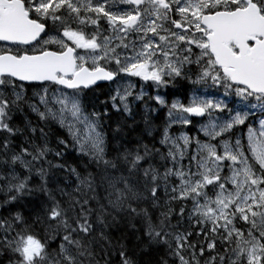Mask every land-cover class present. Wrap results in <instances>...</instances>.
Returning a JSON list of instances; mask_svg holds the SVG:
<instances>
[{
  "label": "snow or ice",
  "instance_id": "obj_1",
  "mask_svg": "<svg viewBox=\"0 0 264 264\" xmlns=\"http://www.w3.org/2000/svg\"><path fill=\"white\" fill-rule=\"evenodd\" d=\"M0 264H264V0H0Z\"/></svg>",
  "mask_w": 264,
  "mask_h": 264
},
{
  "label": "trees",
  "instance_id": "obj_2",
  "mask_svg": "<svg viewBox=\"0 0 264 264\" xmlns=\"http://www.w3.org/2000/svg\"><path fill=\"white\" fill-rule=\"evenodd\" d=\"M173 97L169 96L168 99L169 101H171ZM166 113H167V109H162L159 112H156L154 114V116L156 117V123L159 124L161 120L166 118ZM113 127H115V125L113 124ZM184 131H188L190 135H194L195 134V129H184ZM178 133V132H177Z\"/></svg>",
  "mask_w": 264,
  "mask_h": 264
},
{
  "label": "flooded vegetation",
  "instance_id": "obj_3",
  "mask_svg": "<svg viewBox=\"0 0 264 264\" xmlns=\"http://www.w3.org/2000/svg\"><path fill=\"white\" fill-rule=\"evenodd\" d=\"M155 114V113H154Z\"/></svg>",
  "mask_w": 264,
  "mask_h": 264
}]
</instances>
